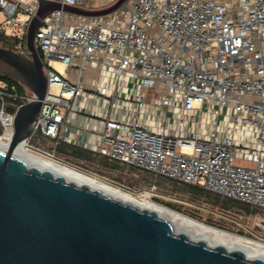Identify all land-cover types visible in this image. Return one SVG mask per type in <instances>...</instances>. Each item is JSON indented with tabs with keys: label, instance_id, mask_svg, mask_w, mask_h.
<instances>
[{
	"label": "built area",
	"instance_id": "2783aa9c",
	"mask_svg": "<svg viewBox=\"0 0 264 264\" xmlns=\"http://www.w3.org/2000/svg\"><path fill=\"white\" fill-rule=\"evenodd\" d=\"M127 1L41 19L47 90L33 131L264 210V0ZM37 6L0 0V35H26ZM4 94L21 99L12 112ZM12 94L1 87L0 135H13L16 108L33 96Z\"/></svg>",
	"mask_w": 264,
	"mask_h": 264
},
{
	"label": "water",
	"instance_id": "95a60500",
	"mask_svg": "<svg viewBox=\"0 0 264 264\" xmlns=\"http://www.w3.org/2000/svg\"><path fill=\"white\" fill-rule=\"evenodd\" d=\"M124 1L91 9L38 0L25 35L27 53L14 50L11 40L0 45V62L33 95L16 108L9 143L0 144V264H264L240 249L193 239L153 210L67 181L13 155L32 134L47 90L35 46L41 19L55 9L107 14Z\"/></svg>",
	"mask_w": 264,
	"mask_h": 264
},
{
	"label": "rangeland",
	"instance_id": "374dc122",
	"mask_svg": "<svg viewBox=\"0 0 264 264\" xmlns=\"http://www.w3.org/2000/svg\"><path fill=\"white\" fill-rule=\"evenodd\" d=\"M128 2L129 0L127 3ZM4 17V14L0 11V21H3ZM0 45L4 46L1 40ZM13 49L16 50L15 47ZM17 51L20 52L19 50ZM0 72L14 77L13 69L3 62H0ZM30 143L35 147L46 151H49V147L52 145V141L43 137L38 130H34L30 135ZM25 148L27 151L40 157L57 159V157L53 158L44 153L38 152L36 149L26 146ZM57 161L60 160L57 159ZM71 166L82 170L74 165ZM83 171L119 188L121 191L123 190L124 192L129 193L138 201L147 199L155 204L170 207L193 219L205 223V225H212L226 233L244 236L255 240V242L258 241L264 243V228H260L254 224V221L258 217H264V211H262V213H245L240 210L223 212L221 208L212 206L211 202L203 196L192 197L191 199V196L185 190L167 178L162 177L157 178L156 180L154 179L150 181L147 179V181H144L145 179L139 171L130 169L127 166L117 171L104 170L107 176L100 175L93 170ZM118 175L122 177V183L113 179V176ZM127 182H132L134 186L130 188ZM166 203H171L174 205V208L168 206Z\"/></svg>",
	"mask_w": 264,
	"mask_h": 264
},
{
	"label": "bare ground",
	"instance_id": "6f19581e",
	"mask_svg": "<svg viewBox=\"0 0 264 264\" xmlns=\"http://www.w3.org/2000/svg\"><path fill=\"white\" fill-rule=\"evenodd\" d=\"M10 126L9 123L7 124ZM14 131V127H13ZM10 132L0 135V144L7 145L10 141ZM13 155L25 161L28 165H36L39 169L50 170L54 175H61L67 181H73L76 184H86L90 189H98L102 194L118 198L122 202H129L132 205H138L140 208L153 210L158 217L164 218L172 223L176 231H184L193 239H204L210 245L221 244L227 249H240L247 258L260 257L264 259V243L253 239L232 235L213 227L205 225L196 219H193L183 213H180L170 207L155 204L152 201L144 199L138 201L129 193L121 191L103 180H100L90 173L79 170L75 167L57 161V159L43 158L26 150L24 140L21 141L13 150Z\"/></svg>",
	"mask_w": 264,
	"mask_h": 264
},
{
	"label": "trees",
	"instance_id": "16d2710c",
	"mask_svg": "<svg viewBox=\"0 0 264 264\" xmlns=\"http://www.w3.org/2000/svg\"><path fill=\"white\" fill-rule=\"evenodd\" d=\"M4 38L11 40L13 39L14 43L15 42H21L22 45H25V35L22 36V38H17V37H9L3 36ZM5 46L6 44L3 43ZM14 48V46H13ZM4 87L6 91H9L13 93L12 95H27L29 93V90L24 87V84H22L18 79L15 77H11L8 75H5L0 72V89L1 87ZM26 88V89H25ZM8 95V94H4ZM9 96V95H8ZM4 96L7 101H5L4 108L8 112H12L14 110V107L16 104L21 102V99L18 97H11V96ZM3 100L0 98V106L1 102ZM12 102V104H11ZM2 130V126L0 124V133ZM49 151L54 152V157H57L60 161H63L62 163H65L67 165H74L76 167H79L82 170H93L94 172L100 174V175H106L104 170H109V171H117L121 170L125 166H127L130 169H135L139 171L142 176L144 177V181H147V179L151 180H156L157 178H162L163 176L157 175L146 171V170H140V168L134 166V165H129L126 163H122L117 160H112L106 156H103L101 154L95 153V152H90L87 149L63 142V141H57L56 143H52V145L49 147ZM104 169V170H103ZM166 178V177H163ZM113 179L116 180L117 182L122 183L123 179L120 175L118 176H113ZM170 181H173L175 184H177L179 187H181L183 190H185L190 196L191 199L192 197H199L203 196L206 199H208L211 202L212 206H216L221 208L223 212H228V211H235V210H240L244 211L245 213H262L260 208L253 207L247 203H244L242 201L224 197L221 195H218L216 193L207 191L199 186L196 185H190L187 183H183L174 179L167 178ZM129 187H133L132 182H127ZM168 206H171L174 208V205L171 203H166Z\"/></svg>",
	"mask_w": 264,
	"mask_h": 264
},
{
	"label": "flooded vegetation",
	"instance_id": "af4514ba",
	"mask_svg": "<svg viewBox=\"0 0 264 264\" xmlns=\"http://www.w3.org/2000/svg\"><path fill=\"white\" fill-rule=\"evenodd\" d=\"M7 40L8 39L5 38L4 40H1V41H2V43H5L7 45Z\"/></svg>",
	"mask_w": 264,
	"mask_h": 264
}]
</instances>
